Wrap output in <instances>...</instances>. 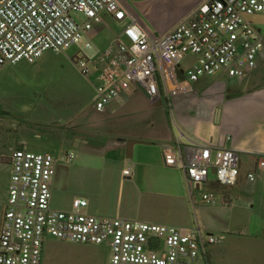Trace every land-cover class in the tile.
I'll return each mask as SVG.
<instances>
[{
  "label": "crops",
  "instance_id": "1",
  "mask_svg": "<svg viewBox=\"0 0 264 264\" xmlns=\"http://www.w3.org/2000/svg\"><path fill=\"white\" fill-rule=\"evenodd\" d=\"M119 1L146 32L163 37L207 0ZM256 17L250 21L264 43ZM105 19L86 36L95 59L123 27ZM47 53L0 71V225L11 154L25 149L54 156L51 205L56 210L70 211L74 200L84 199L86 212L94 216L193 228L215 238L198 264H264V173L258 169L264 156V47L246 78L220 72L191 83L190 92L154 99L133 85L102 112L94 108L95 75H81L72 56L74 67L57 76L54 70L46 80L42 74L52 72L43 64ZM193 61L188 56L178 73ZM16 103L33 104L34 112L6 107ZM196 144L238 152L241 169L234 185H221L211 171L205 183L192 187L180 167L165 165L166 152L190 156ZM69 153L74 160H66ZM206 193H214L217 203L206 204ZM44 259L45 246L42 264Z\"/></svg>",
  "mask_w": 264,
  "mask_h": 264
},
{
  "label": "built area",
  "instance_id": "2",
  "mask_svg": "<svg viewBox=\"0 0 264 264\" xmlns=\"http://www.w3.org/2000/svg\"><path fill=\"white\" fill-rule=\"evenodd\" d=\"M74 13L84 20L79 23ZM258 14H264V0H207L168 34L154 37L119 0H0V71L8 64L34 63L48 51L63 53L79 44L94 50L86 36L109 16L123 26L114 44L96 59L83 51L73 57L81 75H95V110L102 112L136 83L151 99L161 93L177 96L190 92L191 83L202 77L226 72L246 78L256 69L264 43L250 19ZM188 56L195 61L184 68L180 80L179 65ZM74 158V153L66 156L67 161ZM164 162L180 167L192 187L205 183L211 171L221 185L232 186L241 169L236 150L199 144L190 156L180 150L166 152ZM11 166L0 225V264H42L48 238L106 245L109 264H198L206 245L216 242L198 229L94 216L86 212L84 199L74 200L70 211L54 209L56 167L51 153L16 149ZM258 169L264 173V156ZM255 178L248 174L249 181ZM202 199L208 205L217 203L214 193Z\"/></svg>",
  "mask_w": 264,
  "mask_h": 264
},
{
  "label": "rangeland",
  "instance_id": "3",
  "mask_svg": "<svg viewBox=\"0 0 264 264\" xmlns=\"http://www.w3.org/2000/svg\"><path fill=\"white\" fill-rule=\"evenodd\" d=\"M79 23H81L84 18L82 15L74 13L72 15ZM257 23L262 29V35H264V14H258L256 17ZM258 28V27H257ZM87 39V37H86ZM90 40L92 43V39ZM95 50L86 51L83 44L71 47L63 53H55L48 51L47 58L43 59L44 65H49L52 67V72H47V79L53 74L55 76L62 72H66L70 67H74L72 64V56H75L79 51L92 56ZM55 70V73L53 71ZM20 102V101H19ZM20 103L6 104V107L13 110L26 109V113L31 114L34 112L35 106L33 104L19 105ZM62 210V209H61ZM110 252L106 245H79L72 244L69 242L48 238L45 244V259L44 264H109Z\"/></svg>",
  "mask_w": 264,
  "mask_h": 264
},
{
  "label": "water",
  "instance_id": "4",
  "mask_svg": "<svg viewBox=\"0 0 264 264\" xmlns=\"http://www.w3.org/2000/svg\"><path fill=\"white\" fill-rule=\"evenodd\" d=\"M178 76L180 78V80L183 79L182 73L179 71ZM136 87L139 89V91L144 94L147 98H151V96L149 95V93L147 92V90L139 83H136Z\"/></svg>",
  "mask_w": 264,
  "mask_h": 264
}]
</instances>
